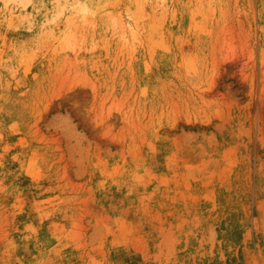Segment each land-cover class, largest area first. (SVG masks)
<instances>
[{
	"label": "rangeland",
	"instance_id": "1",
	"mask_svg": "<svg viewBox=\"0 0 264 264\" xmlns=\"http://www.w3.org/2000/svg\"><path fill=\"white\" fill-rule=\"evenodd\" d=\"M0 264H264V0H0Z\"/></svg>",
	"mask_w": 264,
	"mask_h": 264
}]
</instances>
